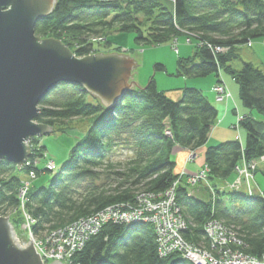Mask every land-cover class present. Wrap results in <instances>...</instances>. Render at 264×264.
Masks as SVG:
<instances>
[{
  "label": "trees",
  "instance_id": "obj_1",
  "mask_svg": "<svg viewBox=\"0 0 264 264\" xmlns=\"http://www.w3.org/2000/svg\"><path fill=\"white\" fill-rule=\"evenodd\" d=\"M114 32L133 33L138 46L165 44L184 36L195 48L192 56L179 57L178 74L215 75L219 83L221 71H226L239 85L242 105L261 116L248 114L237 123L246 132L243 145L234 139L207 148V183L199 182L195 188L204 184L213 195H206L209 191L193 195L195 188L183 180L176 188L186 223L183 237L188 243L215 252L204 227L217 219L243 241L242 246L232 244L234 247L262 259L264 188L250 195L245 190L223 188L219 181L236 174L242 157L264 156V69L251 61H243L241 68L232 65L240 58L239 46L264 39V0H57L53 12L35 28L39 38L58 39L77 57L102 47L111 49L108 39ZM97 38L101 40L92 42ZM218 47L227 52L216 51ZM158 69L165 70V66L157 64ZM39 109L37 123L53 130L75 118L90 119L91 125L49 184L34 185L27 193L25 209L37 219L33 228L38 236L113 204L165 191L180 178L175 171L176 148L204 146L219 116L200 89L186 87L181 98L173 100L157 88L154 77L145 87L126 91L109 109L83 87L61 83L40 101ZM39 143L40 139H32V164L46 154V147ZM121 150L130 154L116 158ZM31 169L38 176L44 172L38 165L19 168L0 160V216H22L18 194ZM260 171L264 178V168ZM156 247L151 224L107 223L70 264H193L181 252L159 257Z\"/></svg>",
  "mask_w": 264,
  "mask_h": 264
},
{
  "label": "water",
  "instance_id": "obj_2",
  "mask_svg": "<svg viewBox=\"0 0 264 264\" xmlns=\"http://www.w3.org/2000/svg\"><path fill=\"white\" fill-rule=\"evenodd\" d=\"M57 0H0V160L19 168L30 157L27 141L44 137L52 127L37 123L39 103L61 83L79 85L106 108L129 89L140 65L121 52L77 57L55 38H39V20L50 15ZM0 264H43L37 246L17 238L8 217L0 216ZM49 264H66L55 259Z\"/></svg>",
  "mask_w": 264,
  "mask_h": 264
},
{
  "label": "rangeland",
  "instance_id": "obj_3",
  "mask_svg": "<svg viewBox=\"0 0 264 264\" xmlns=\"http://www.w3.org/2000/svg\"><path fill=\"white\" fill-rule=\"evenodd\" d=\"M134 37L135 36L133 33L114 32L110 34L108 40L109 42L112 43L113 47H119L121 49L110 47L111 49L105 50L103 49V47L101 48L97 46L101 48V51L98 50L97 52H93L92 54H96L98 52H103L107 54V53L114 52V51L121 52L124 54H129L130 57H134L137 62H140V65L135 69V71H138V74L134 73V80L138 79L139 84L140 85L142 84L141 86H146L149 80L152 77H154L156 80L157 88L161 91H165L167 95L173 100H179L182 96L183 89L186 87H195V88L200 89L204 94L210 97V100L212 101L211 103L214 104L216 107H218L217 109L220 115L218 116V119L215 124L216 128L218 126L217 122L221 116V105L224 102H227L229 99L232 98V92H233L235 98L237 99L240 114L238 115L235 114L233 109H235L236 107H231L230 116L224 121L222 127L228 128L227 130H229L230 135H233V138L237 137V139L243 145V142L245 141V138H246V132L242 127H239L238 124H236L235 126L234 124L238 123V119L240 118V116H244L246 113H248L247 111L249 110L242 105L240 98H239V85L236 83L235 79L229 73H227L226 71H221V81L219 83L216 82V84L211 89L212 80L216 81L217 79L215 75L195 78V77H187L185 75L178 74L179 57L192 56L194 54L195 43L194 44L188 43L187 39L184 36H182L178 40L168 42L165 44L152 45V46H138L134 43ZM237 49H238V53L240 54V58L232 61L233 67L241 68L243 61H252L256 65H261L262 67H264V65L262 64L264 62V39L262 38L254 39L251 41V43L239 46ZM226 50L227 48L225 47H222V48L218 47L216 49V51H224V52ZM157 64H163L165 66V70H159V69L156 70ZM217 84H222L225 87L224 89L225 94H229L228 97H226L225 99L221 101L217 100V93L215 91V87ZM89 100H93V99L89 98ZM251 111L255 114V117H261L257 113L256 110H251ZM90 125H91L90 119L75 118V119L69 120V122L66 124H58L56 128L51 131V133L42 137L39 145H43L46 147V156L38 158L39 159L38 168L40 170H43L44 172H41L39 176L37 175L36 179L33 180L30 187L27 188L28 190L26 191V196H25L26 199L28 198L27 193L30 190V188H32V186L34 185L42 186V185L49 184L55 172H57L59 168L67 161L70 151L72 147L75 145L76 140L79 139L85 133V131H87ZM221 129L222 128L215 129L216 131H214L215 132L214 134H218V133L226 134V135L228 134L227 130L220 131ZM33 138L40 139L39 137L35 136V137H31L29 140L31 141ZM227 140H232V138H227ZM208 141L206 144H208ZM205 145L202 147H205ZM178 147L176 148V151L179 150ZM202 147L196 150H189V149L187 150H189L191 157H195L197 155V152ZM176 151L174 153L175 156L177 153ZM128 154H130L128 151L121 150L117 153L116 158L125 159V157L128 156ZM243 158L245 157H242L241 161L237 165L238 167L236 166L235 177L232 174L224 182L219 181L221 182V184H219L220 186H225L224 188L231 189L229 188V186L232 187V185L235 184L237 179H239V171L241 170V167L244 165V162H242ZM245 159L248 162L250 161L247 158ZM49 160L54 161V164H55L54 166H56L54 169H50L46 167ZM205 168H207L206 165L203 166L202 162L198 160L197 158L194 162L193 170H190V169L188 170L191 174H189L185 170H181V168L180 167L178 168V165H177L175 168L176 169L175 171L177 174L178 173L180 174V178L178 179V181L176 180L165 191L159 193L157 196H154L150 193L142 194V196L139 195L137 199L134 200L133 202L113 204L111 207L109 206L102 210H99V211L90 213L86 216L80 217L76 220V222L73 225L77 227V229L81 232V234H83L82 238L83 237L87 238L86 240V243H87L90 240V238L98 234L107 223L126 224V225H129L132 223L151 224L154 229L155 235H156V246H157L156 248H157L158 255L159 257H163V258L167 257L170 253H173L172 252L173 250H176L179 247L178 244L173 242V239L177 237V233L175 229L173 228V226H171V223L173 225H176V222H175L176 220L174 216L176 214L175 210H177L176 207H179L176 186L178 185L180 180H183L187 185L195 188V186H197L198 183L197 184L191 183V179L193 178L195 179L201 176L205 172ZM262 168L264 167H262V165L259 164L257 169L254 170L255 171V174H254L255 181L254 182L248 183V182L243 181L241 182L242 185H239L238 188L241 190L247 191L248 186L246 185H251L253 194L261 193L260 189L264 188V178L260 171L262 170ZM195 170H197L198 172ZM203 181L204 180H201L199 182H203ZM260 183H263L262 187L259 185ZM201 185L198 186V188H195L191 192V194L196 195L202 191L203 192L209 191V188L206 185L204 184H201ZM174 189L176 192L175 197H174L175 200L172 201L170 200L171 198L169 197L166 199V195L169 196L170 193L174 191ZM247 193L249 194L248 191ZM206 195L210 196L213 194L211 193V191H209V193H207ZM142 198H144L148 202L150 200L151 202H156V199L159 200V202L156 203L155 205V207L159 210H157V212L153 216L151 217L144 216V208L147 203L144 202ZM143 203H145V205ZM169 205H170V208H169ZM25 207L26 206H24V209ZM166 207H167V210H165ZM21 209L23 211L22 216L21 214H16V215L11 214L9 217L11 218L9 220L11 224L13 225L14 232L17 238L22 239L25 243H27L29 239L35 243V241L37 242L38 239H41L44 235H46L50 231L60 230V231H55L57 233L56 235H58L57 237L58 241H60V243H64L65 241H67L66 239H62L60 236L63 235L64 231L68 230L70 226L69 227L62 226V227L54 228V229L48 230L45 234L38 236L37 234H35L34 228H33L34 225L37 224V219H35L31 214H29L26 209L23 210V207H21ZM179 213L183 217L180 207H179ZM183 219L185 218L183 217ZM212 220H217V219H212ZM218 221L222 223V221L220 220ZM28 224L30 225L28 226ZM223 225L226 226L225 224ZM174 227H176L177 229V226H174ZM228 229L230 230V228ZM175 233H176V236H175ZM32 236L35 238L32 239ZM224 236L225 235H222V237ZM47 243L48 242L45 243V247H48ZM57 246H55L56 250L59 249ZM233 248L235 249L234 250L235 253L237 251L243 252L239 248H236L234 246ZM37 249L39 252L38 246H37ZM185 254L187 253L185 252ZM182 257L184 259H187L185 258L186 257L185 255ZM41 260L43 262L42 258ZM54 260L55 259H51L46 264L52 263ZM62 262H69V261L63 260ZM43 264H45V262H43ZM66 264H70V263H66Z\"/></svg>",
  "mask_w": 264,
  "mask_h": 264
},
{
  "label": "built area",
  "instance_id": "obj_4",
  "mask_svg": "<svg viewBox=\"0 0 264 264\" xmlns=\"http://www.w3.org/2000/svg\"><path fill=\"white\" fill-rule=\"evenodd\" d=\"M100 40L101 38H97V39H93L92 42L95 43L96 41H100ZM224 89L225 87L222 84L216 85L215 91L217 93V100L221 101L229 96V94H225ZM241 119L242 116H240L238 122L241 121ZM242 162H244V165L242 166L241 164L242 167L241 170L239 171V179H237L235 184L232 185L234 190H241L238 188L239 185H242L241 182L244 181L251 183V180L255 179L254 170L257 169L259 164L262 165V167H264V156L260 157L259 159L250 160L249 162L245 158H243ZM34 163H36L35 166L38 165L37 161H35ZM54 165L55 164L53 161H49L46 167L50 169H54L56 167ZM30 166H34V165H32V161L28 159L25 161L24 167H30ZM207 173H208V169L205 168V172L201 176L195 179L194 178L191 179V183L197 184L201 180L207 182L206 181L208 177ZM36 177H37V172L31 169L29 170L28 174L23 178L21 182L19 197H20V207H23V210H25L24 206L27 200L25 197L26 191L28 190L27 188L30 187L31 183L33 182L34 179H36ZM246 186H248L247 191L249 192V194L250 195L253 194L251 185H246ZM221 187L224 188L225 186H221ZM232 187L229 186V188L231 189ZM175 193L176 192L174 189V191L171 192L169 196L166 195V199L169 197L171 198L170 200L172 201L175 200L174 199ZM142 200L147 203L146 204L147 206L145 205V203H143L145 205L144 208L145 217H151L157 212V210H159L155 207L156 203H158L159 200H156V202H151V200L148 202L144 198H142ZM176 209H177L175 210L176 214L174 216L176 220L175 221L176 225H173L171 223V226H173V228L177 233V237L173 239V242L178 244L179 247L176 250H173L172 252H181L183 256L184 255L186 256L185 258L192 261L194 264H264V258L259 259L240 251H237L235 253L234 251L235 249L233 248L232 244L242 246L243 241L239 237H237L236 233L229 230L218 220H210L207 222V224L204 227L205 235L211 240V244L212 247L215 249V252L188 243V241H186L183 237V230L186 228L185 220L179 213V207H176ZM165 210H167V207ZM75 222L64 226V227L70 226L69 229L65 230L64 234L60 236L62 239L67 240L64 243H60V241H58L57 239L58 235H56L57 233L55 231H60V230H52L46 235H44L45 236V237L43 236L44 238L42 237L41 239H38L37 240L38 243L35 241V245L39 247V254L43 259V262H45V264L49 262L51 259H59L60 261L65 260V261H69L66 263H71L72 261L71 259H73L75 254L84 247L87 238L84 237L82 238L83 234H81V232L77 229V227L73 225ZM29 225L30 224H28V226ZM174 226H177V229ZM222 235L225 236L222 237ZM33 238L35 237L32 236V239ZM46 242H48L47 243L48 247H45ZM55 246H57L59 249L56 250ZM185 252L187 254H185Z\"/></svg>",
  "mask_w": 264,
  "mask_h": 264
},
{
  "label": "crops",
  "instance_id": "obj_5",
  "mask_svg": "<svg viewBox=\"0 0 264 264\" xmlns=\"http://www.w3.org/2000/svg\"><path fill=\"white\" fill-rule=\"evenodd\" d=\"M252 62V61H251ZM254 63V62H253ZM255 64V63H254ZM264 65V62L262 63ZM256 65V64H255ZM256 66H259L260 68L264 69V67H262L261 65H256ZM217 81V79H216ZM216 81L215 80H212V83H211V89L212 87L216 84ZM142 85V84H141ZM214 94V93H213ZM206 95V94H205ZM208 97V95H206ZM209 100H210V97H208ZM211 101V100H210ZM212 102V101H211ZM231 107H236L235 109H233L234 113L235 114H240V110L238 108V103H237V99L235 98L234 96V93L232 92V98L229 99L227 102H224L222 105H221V116H220V119L218 120L217 122V128H216V125L214 126L213 130H212V134L210 136V139L208 141V144L205 145V147H202L198 152H197V155L195 157H191L190 156V152L189 150L187 149H183V148H179L178 147V151H176V156L174 157L175 160H176V163L178 165V168L180 167L181 170H185L186 172H188L189 174H191L188 170H193L194 168V162L196 160V158L198 160H200L202 162V165L204 166L205 165V150L208 146L210 145H216L217 143H221V142H224V141H227V138H232V140L234 139H237L236 138H233V135H230V132L229 130H227L228 128H224L222 127L224 121L230 116V109ZM218 108V107H217ZM248 113H246L245 115H252L255 117V114L252 112V111H247ZM220 115V113H219ZM244 115V116H245ZM256 118H260V117H256ZM237 123L234 124V126L236 125ZM222 128L220 131H225L227 130V135L226 134H214L216 131L215 129H220ZM246 140V138H245ZM245 143V141L243 142ZM191 157V158H190ZM198 170V169H197ZM195 170V171H197ZM198 172V171H197ZM196 172V173H197ZM235 177V175H234ZM261 185V183L259 184Z\"/></svg>",
  "mask_w": 264,
  "mask_h": 264
},
{
  "label": "bare ground",
  "instance_id": "obj_6",
  "mask_svg": "<svg viewBox=\"0 0 264 264\" xmlns=\"http://www.w3.org/2000/svg\"><path fill=\"white\" fill-rule=\"evenodd\" d=\"M103 49H105L106 50V48H103ZM243 117V116H242ZM52 130H53V128H52ZM40 138V141H41V139H42V137H39ZM32 140L30 141H27V146H29L30 147V153L32 154L33 153V149L31 148L32 147ZM34 148H37L36 147V145H34ZM46 152V150L44 151V153ZM30 154V155H31ZM43 154V153H42ZM45 156H46V154H45ZM37 162H39V159L38 160H36ZM49 161H53V160H49ZM54 162V161H53ZM36 163H33L32 165H35ZM32 170H34V169H32ZM255 180H251V182H254Z\"/></svg>",
  "mask_w": 264,
  "mask_h": 264
}]
</instances>
